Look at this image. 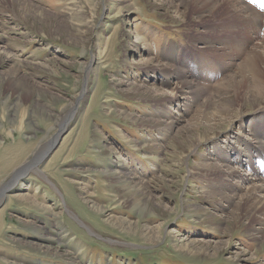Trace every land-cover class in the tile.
I'll return each instance as SVG.
<instances>
[{"label":"rangeland","instance_id":"374dc122","mask_svg":"<svg viewBox=\"0 0 264 264\" xmlns=\"http://www.w3.org/2000/svg\"><path fill=\"white\" fill-rule=\"evenodd\" d=\"M245 1L258 29L235 0H0V264H264L237 153L264 141V0Z\"/></svg>","mask_w":264,"mask_h":264},{"label":"bare ground","instance_id":"6f19581e","mask_svg":"<svg viewBox=\"0 0 264 264\" xmlns=\"http://www.w3.org/2000/svg\"><path fill=\"white\" fill-rule=\"evenodd\" d=\"M164 1H170V0H164ZM186 0H183V2H185ZM204 3H206L207 1H212V5L213 4H215L214 6H213V8L215 9V11L214 12H216V13H222V11H224V7H222L223 5H221L220 4V7L218 6V2H214V0H202ZM260 6V5H259ZM262 6V5H261ZM260 6V7H261ZM258 7H256V9H257ZM234 10V14H235V18H236V20L238 21V22H240V20H242V21H244V23H246V22H248L250 25H245V26H248L247 28H246V30H248V28L250 27V28H256V29H258L259 28V26L261 27L262 26V21L259 19V17H260V12H258V10H255L253 7H251V6H249L247 3H246V1L245 0H235V3H234V5H232V11ZM127 11H129V10H127ZM252 26V27H251ZM264 27V26H263ZM250 30V29H249ZM233 31L234 32H237V30L236 29H233ZM233 32V33H234ZM242 33H244V32H242ZM251 34H253L254 35V33H253V30L251 29ZM239 36H241V33H240V35ZM92 62V61H91ZM147 62V61H146ZM170 68V67H169ZM172 71H174L175 73L177 72V68L175 69V68H170V70H167V68L165 69V67H164V69H162V74L166 77V79H167V81L169 80V81H171L172 80V75H170V72H172ZM174 73V74H175ZM182 73H183V71H182ZM154 77H157V75L156 74H154ZM168 77V78H167ZM225 81V80H224ZM224 81H222V82H224ZM180 82H181V84H180V86L179 87H177L178 88V94L179 95H177V97H179V98H182V99H180L178 102L179 103H183V106L187 103L186 101H185V97H184V93H186V92H191V93H195V95H198L199 97H200V91H198L197 89H196V87H195V85L193 84V83H191L187 78H186V76L184 75V76H181L180 77ZM262 87H264L263 85H262ZM260 89V88H259ZM262 90V89H261ZM157 91V90H156ZM264 92V91H263ZM164 93V92H163ZM259 93V92H258ZM162 94V93H161ZM261 94V93H260ZM158 95V94H157ZM163 95V94H162ZM211 96V95H210ZM211 98V97H210ZM178 99V98H177ZM205 99V98H204ZM212 99V98H211ZM205 100H208V99H205ZM209 101H211V100H209ZM205 102V101H204ZM212 117L209 115V118H207V119H209L208 120V122L207 123H210V119H211ZM206 123V125H208ZM214 124V123H213ZM215 125H216V123H215ZM206 129V128H205ZM102 134V133H101ZM203 139V138H202ZM235 139H237V140H240V139H243V137L241 138V137H236ZM246 138L244 137V140H245ZM200 140V139H199ZM206 140V139H205ZM54 141H56L55 139L54 140H52V142H51V144H50V146L48 147V148H50L51 147V145H53V143H54ZM231 142H233L234 143V140H232ZM244 142V141H243ZM195 145V144H194ZM197 145V144H196ZM244 145H245V147H244ZM244 145L243 146H241L238 150H237V153H239V155H241V156H246V161H247V163L249 164L248 166H249V169L251 170L249 173H251L252 172V174H253V176L250 178V179H248L247 178V181L249 182V185L247 186L246 185V191H247V197H248V199H249V206L251 207V208H253L254 209V211H259V212H261L262 213V215L264 214V178H263V176H261V175H259L260 173L258 172V170L260 169V168H258V167H255L254 165H253V155L255 154V152H257L258 153V157H259V159H260V161H261V166H264V141L261 139V138H258L257 140H255L254 142H247V141H245L244 142ZM230 148H231V150H233L234 148H236V146H233V145H230L229 146ZM48 150L49 149H47L46 151H44V153H46V152H48ZM219 157V156H218ZM221 158H222V160L225 162V164H226V166L228 167L227 169H225V168H223V172H224V176L227 178H233L232 176H233V174L234 173H236L235 171V169H233V166L231 165L232 164V162L230 161V157H229V155H227V154H221ZM38 161V160H37ZM36 162L33 160V161H31L28 165H30V166H28V168H24L23 169V171H20L19 173H23L24 172V170H25V172L27 171V170H29V169H33L34 167H37L36 166V164H35ZM38 164V163H37ZM33 165H35V166H33ZM235 168V167H234ZM258 169V170H257ZM240 171V170H239ZM200 172V171H199ZM236 174H238V173H236ZM235 174V175H236ZM251 175V174H250ZM196 177V176H195ZM237 177V176H236ZM238 183V182H237ZM236 183V184H237ZM14 184H10V186H6V190L8 189V188H10L11 186H13ZM237 186H242V187H245V184H244V182H241L240 183V185H239V183L237 184ZM2 189V188H1ZM29 195V194H28ZM27 195V196H28ZM27 196H23V197H27ZM228 196V195H227ZM21 197V196H20ZM233 197V196H232ZM232 197L230 198V199H228L227 198V200L228 201H233L232 200ZM31 198V197H30ZM29 198V199H30ZM21 199V198H20ZM137 199V198H136ZM25 200V199H24ZM86 200H87V198H86ZM138 200V199H137ZM88 201V200H87ZM28 202H30V201H28ZM32 203V202H31ZM34 203V202H33ZM239 204V203H238ZM133 206H137V207H139L140 208V210L141 211H144V207H143V203H141V207L139 206V205H133ZM146 207V206H145ZM49 209V208H48ZM101 211H103V209L101 210ZM263 217V216H262ZM38 227V226H37ZM38 230L39 231H42V229H39L38 228ZM261 232V231H260ZM148 236V235H147ZM50 239H53V237H50ZM54 240V239H53ZM58 247H59V245H58ZM216 251V250H215ZM237 259L238 258H241V259H243V260H249V259H251V258H247L246 257V254H245V256L243 257V256H241L240 255V257H236Z\"/></svg>","mask_w":264,"mask_h":264}]
</instances>
